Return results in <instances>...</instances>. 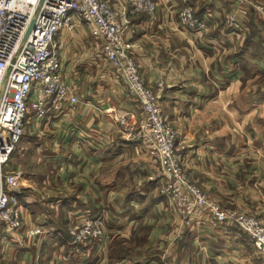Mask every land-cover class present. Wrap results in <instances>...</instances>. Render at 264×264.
<instances>
[{
    "label": "crops",
    "instance_id": "1",
    "mask_svg": "<svg viewBox=\"0 0 264 264\" xmlns=\"http://www.w3.org/2000/svg\"><path fill=\"white\" fill-rule=\"evenodd\" d=\"M156 1L155 17H130L125 35L177 132L189 181L210 202L264 218V0ZM184 7L204 19L205 31L176 28ZM79 21L54 42L80 102L41 119L27 113L9 164L25 184L24 221L43 232L25 239L0 222V264H260L242 230L188 221L160 192L161 170L126 130L141 107ZM95 216L103 237L73 246V225Z\"/></svg>",
    "mask_w": 264,
    "mask_h": 264
},
{
    "label": "built area",
    "instance_id": "2",
    "mask_svg": "<svg viewBox=\"0 0 264 264\" xmlns=\"http://www.w3.org/2000/svg\"><path fill=\"white\" fill-rule=\"evenodd\" d=\"M157 9L156 0H0V222L12 232L22 229L25 239L43 232L39 222L24 221L20 195L25 184L9 164L22 139L27 113L41 119L50 111L74 109L80 102L63 79L54 42L60 30L73 31L80 20L100 42L101 56L121 76L127 95L141 107L142 118L126 130L161 170L165 181L160 192L173 199L188 221L200 217L242 230L264 264V218L210 202L189 181L176 148L177 132L164 117L158 93L139 72L125 28L129 16L151 19ZM175 20L176 28L193 34L206 30L204 19L188 7L180 9ZM238 26L230 23L232 29ZM104 233L101 217L85 218L71 228V243L97 242Z\"/></svg>",
    "mask_w": 264,
    "mask_h": 264
},
{
    "label": "rangeland",
    "instance_id": "3",
    "mask_svg": "<svg viewBox=\"0 0 264 264\" xmlns=\"http://www.w3.org/2000/svg\"><path fill=\"white\" fill-rule=\"evenodd\" d=\"M133 16H135V15H133ZM133 16H129V18H130V17H133ZM257 95H258V93H253V91H251V99L256 98ZM15 151H16V150H15ZM13 156H14V153H13V155H12V158H13ZM9 167H12V165H10ZM259 262H260V261H259Z\"/></svg>",
    "mask_w": 264,
    "mask_h": 264
},
{
    "label": "water",
    "instance_id": "4",
    "mask_svg": "<svg viewBox=\"0 0 264 264\" xmlns=\"http://www.w3.org/2000/svg\"><path fill=\"white\" fill-rule=\"evenodd\" d=\"M31 25H32V23H31ZM31 25H30V26H31ZM29 29H30V27H29ZM29 29H28V30H29ZM27 32H28V31H27Z\"/></svg>",
    "mask_w": 264,
    "mask_h": 264
}]
</instances>
